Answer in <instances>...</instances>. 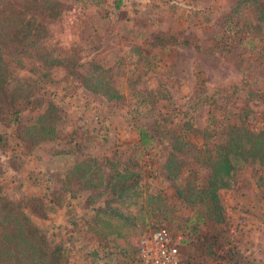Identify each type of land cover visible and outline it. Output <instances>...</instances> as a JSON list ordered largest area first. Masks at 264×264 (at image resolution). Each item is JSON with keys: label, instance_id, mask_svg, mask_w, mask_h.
<instances>
[{"label": "rangeland", "instance_id": "1", "mask_svg": "<svg viewBox=\"0 0 264 264\" xmlns=\"http://www.w3.org/2000/svg\"><path fill=\"white\" fill-rule=\"evenodd\" d=\"M55 1L61 4L56 19H41L48 24L45 45L78 64L109 68L121 97L98 105L88 96L85 107L63 99L59 115L66 131L75 130L68 145L71 158L51 156L46 153L50 146L19 156L17 171L4 175L5 192L46 199L45 169L60 176L72 161L101 156L122 170L131 168L127 161L132 160L141 174L138 190L110 205L122 219L101 216L92 223L84 196L35 219L51 239L68 241L70 264H140V242L160 227L177 242L183 264H264V190L255 186L262 169L247 163L236 167L231 186L218 192L222 222L190 244L194 235L181 232L167 218L165 198H149L154 196L152 186L148 188L153 177L143 168L142 153L135 152L136 116L130 110L136 90L161 88L167 97L161 113L168 108L199 132L210 110L223 113L217 107L226 113L240 112L243 106L260 112L256 95L264 92V24L256 29L247 15L232 12L235 0ZM155 35L164 40L165 50L151 47ZM136 46L147 51L141 53L147 69L130 53ZM97 203L92 199V205Z\"/></svg>", "mask_w": 264, "mask_h": 264}, {"label": "trees", "instance_id": "2", "mask_svg": "<svg viewBox=\"0 0 264 264\" xmlns=\"http://www.w3.org/2000/svg\"><path fill=\"white\" fill-rule=\"evenodd\" d=\"M60 7L55 0H0V264H70L68 241L51 239L35 219L82 196L83 208L93 213L92 223L101 216L122 219L110 205L136 192L141 179L140 171L133 169L136 162L127 161L131 168L119 170L98 156L72 161L60 176L45 169L46 199L5 192L4 175L17 171L19 156L50 146L46 153L51 156L71 158L68 145L75 130L66 131L59 115L63 99L85 107L89 97L98 105L121 97L109 68L78 64L45 45L48 24L41 19L54 21ZM231 11L247 15L256 29L264 24V0H235ZM151 47L165 50L164 40L155 35ZM142 52L147 51L136 46L130 53L147 69ZM134 97L130 110L136 116L135 152L142 153L143 168L153 177L148 188L152 186L154 196L149 192V198H165L167 218L181 232L194 235L190 244L222 222L218 192L231 186L240 163L262 169L255 186L264 190V92L256 95L260 112L243 106L240 112L226 113L217 107L223 113L210 110L201 132L168 108L161 113L167 101L161 88H140ZM75 151L80 153L79 148ZM213 242L212 236L206 248Z\"/></svg>", "mask_w": 264, "mask_h": 264}, {"label": "built area", "instance_id": "3", "mask_svg": "<svg viewBox=\"0 0 264 264\" xmlns=\"http://www.w3.org/2000/svg\"><path fill=\"white\" fill-rule=\"evenodd\" d=\"M138 257L140 264H183L177 242L162 227L140 242Z\"/></svg>", "mask_w": 264, "mask_h": 264}]
</instances>
